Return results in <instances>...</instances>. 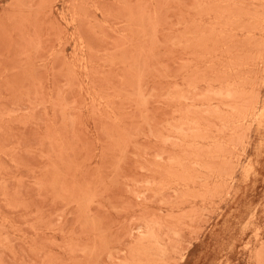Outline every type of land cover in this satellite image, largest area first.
I'll return each mask as SVG.
<instances>
[{
	"label": "rangeland",
	"instance_id": "rangeland-1",
	"mask_svg": "<svg viewBox=\"0 0 264 264\" xmlns=\"http://www.w3.org/2000/svg\"><path fill=\"white\" fill-rule=\"evenodd\" d=\"M0 264H264V0H0Z\"/></svg>",
	"mask_w": 264,
	"mask_h": 264
}]
</instances>
